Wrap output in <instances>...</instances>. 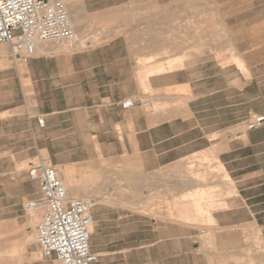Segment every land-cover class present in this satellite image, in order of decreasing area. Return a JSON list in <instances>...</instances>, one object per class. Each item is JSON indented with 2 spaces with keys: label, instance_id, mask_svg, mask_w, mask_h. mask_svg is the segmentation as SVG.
I'll use <instances>...</instances> for the list:
<instances>
[{
  "label": "crops",
  "instance_id": "crops-1",
  "mask_svg": "<svg viewBox=\"0 0 264 264\" xmlns=\"http://www.w3.org/2000/svg\"><path fill=\"white\" fill-rule=\"evenodd\" d=\"M62 1L76 17L79 41L85 30L122 33L64 47L39 43L20 62L0 45V159L18 158L14 145L21 144V158L59 169L72 197L112 189L107 176L115 172L176 175L192 156L213 153L232 194L208 213L209 224L187 207L177 211L187 219L163 220L156 201L144 199L153 211L101 216L93 235L91 209V251L97 264H264V125L244 128L264 114V0ZM135 4L153 9L161 33L152 40L130 37L141 29L130 23ZM107 20L112 26L102 27ZM194 30L207 34L162 36ZM194 46L203 49L187 50ZM141 58L152 64L148 74ZM132 96L147 105H119ZM212 192L195 190L192 205L212 203ZM22 249L8 264H60L38 247Z\"/></svg>",
  "mask_w": 264,
  "mask_h": 264
},
{
  "label": "rangeland",
  "instance_id": "rangeland-1",
  "mask_svg": "<svg viewBox=\"0 0 264 264\" xmlns=\"http://www.w3.org/2000/svg\"><path fill=\"white\" fill-rule=\"evenodd\" d=\"M110 21L107 20L102 27H111L112 23ZM154 22L152 8H148L144 4L133 5L130 10V23L141 29L130 31V37L140 40H152L155 34L159 35V33H161L153 29ZM210 22L215 23V19L212 17ZM121 33L122 32L118 30L111 31L108 29L85 30L82 33L83 37L81 41H79L77 31L75 30V39L77 40L75 42L82 44L85 39H107L120 35ZM186 33H191L195 39L201 38L203 35L207 34V32L201 30H194L192 32L162 31V36L163 38H170L172 34H174V36L178 34V38H185ZM216 33L218 32H212V35L218 38ZM61 45L62 47L68 46L64 44ZM202 49L201 46H194L187 50L200 52ZM169 55L170 52L168 50L163 51L162 54H156L153 60H163L164 57H168ZM17 61L20 62L21 60L17 59ZM139 62L141 68H145V72L148 74L152 64L145 63L142 58ZM8 147L11 146L7 145V151ZM14 147L15 150H17L16 154H18V158L17 156L10 157L7 153L8 155L0 159V263L2 264H8L12 260L19 258V253L22 252V248L25 246H31L34 249L37 248L34 226L39 219V214L28 213L24 209V204L27 201L40 196L38 183L32 181L28 174L31 163H36L37 159L36 157L21 158L23 155V153L20 152L21 144H16ZM120 170V168L115 169V171ZM131 171L132 173L130 174L115 172L114 174L108 175L107 182L113 187L112 189L84 191L81 196L72 195V197L76 198L92 199V215L94 221L93 235L96 234L98 229L97 220L101 216H115L127 209L142 213L145 212L146 209L153 211V206L151 208L142 206L144 199L149 200L151 204L156 201L158 204V211H160L163 220L187 219L179 215L181 210L187 207L190 209L191 214L194 215V218L206 219L202 224L207 225L209 224V219H207L209 216L208 213L222 206L219 201L223 199L224 195L228 196L232 194V192H224L223 190V185L227 184L228 186L230 181L224 180L227 178L221 173L222 170L219 168V163L213 153L209 155L196 154L192 156L185 161L183 172L176 175L163 173L162 176H145L138 173V169L135 167L131 168ZM154 183H158V185L161 184L162 190L154 191L140 189L145 186L153 187ZM179 183H181L182 187L187 189L177 190L176 188ZM197 189L206 191L213 190L211 198L212 203L209 204L208 201L202 200L200 204H198V207L192 205L194 200L190 194ZM69 196L71 197L70 194ZM202 204L204 205V211L201 206ZM160 205L161 208L159 207ZM177 211L180 212L178 213Z\"/></svg>",
  "mask_w": 264,
  "mask_h": 264
},
{
  "label": "built area",
  "instance_id": "built-area-1",
  "mask_svg": "<svg viewBox=\"0 0 264 264\" xmlns=\"http://www.w3.org/2000/svg\"><path fill=\"white\" fill-rule=\"evenodd\" d=\"M75 37L62 0H0V45L8 46L12 59L23 61L32 56L39 43L69 45ZM137 103L147 105L138 96L121 100L119 105L130 108ZM37 122L43 125L41 118ZM263 125L264 114H256L244 128ZM28 174L40 188V196L24 204L26 212L39 214L34 230L40 255L60 264H97L98 257L90 248L92 199L70 197L59 169L41 157L31 163Z\"/></svg>",
  "mask_w": 264,
  "mask_h": 264
},
{
  "label": "bare ground",
  "instance_id": "bare-ground-1",
  "mask_svg": "<svg viewBox=\"0 0 264 264\" xmlns=\"http://www.w3.org/2000/svg\"><path fill=\"white\" fill-rule=\"evenodd\" d=\"M71 16V21H72V23H73V25L74 26H76L75 24H76V17L75 16H73V15H70ZM75 41H77L76 39H75ZM149 58V57H148ZM68 194V193H67ZM32 213H37V212H32Z\"/></svg>",
  "mask_w": 264,
  "mask_h": 264
}]
</instances>
